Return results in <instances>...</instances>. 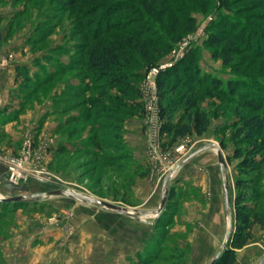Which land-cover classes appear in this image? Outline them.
Masks as SVG:
<instances>
[{
	"label": "rangeland",
	"instance_id": "374dc122",
	"mask_svg": "<svg viewBox=\"0 0 264 264\" xmlns=\"http://www.w3.org/2000/svg\"><path fill=\"white\" fill-rule=\"evenodd\" d=\"M144 2L0 0V70L15 73L9 103L34 121L18 152L0 151L8 172L7 159L21 155L27 138L33 142L28 174L0 179V264H210L227 239L230 247L237 180L245 175L234 157L241 96L202 97L200 111L209 117L202 135L174 141L163 125L195 113L187 103L195 95L185 88L197 69L224 80L225 91L234 80L264 95V0ZM141 26L151 37L167 29L171 48L135 52L124 83L89 66V48ZM173 69L181 87L161 89L159 79L169 80ZM162 104L171 107L165 118ZM261 173L250 203L264 213V164ZM16 196L29 200H5ZM253 230L235 264H264V224Z\"/></svg>",
	"mask_w": 264,
	"mask_h": 264
},
{
	"label": "trees",
	"instance_id": "16d2710c",
	"mask_svg": "<svg viewBox=\"0 0 264 264\" xmlns=\"http://www.w3.org/2000/svg\"><path fill=\"white\" fill-rule=\"evenodd\" d=\"M74 2L75 0H71V4H74ZM156 2L157 0H154V3ZM148 3L149 0H145L144 5ZM144 10H141V14L143 18L147 20L149 13L147 10ZM160 16L164 17L166 14L162 12ZM180 20L181 19L176 22L177 24H175L172 30L174 35L178 33ZM189 20L191 21L189 25L191 28V26L194 25V19L190 18ZM142 26L141 29L140 27L139 29L127 27L123 35L117 40L106 42V45L101 48H89V66L104 78L110 77L114 81L124 83L128 79L127 69L130 68L134 62H137V60L134 59L135 52H146L147 56H151L153 48H159L160 50H168L171 48V43L168 42L167 38L163 37V33H165L167 29L161 26V28H158V32H161L162 35L151 37L146 34L148 30L142 31ZM158 32L155 33L158 34ZM98 38L99 35L95 37V39ZM173 38H175V36H173ZM218 39L220 40L221 38ZM151 58L154 60V57ZM188 60L189 64H193V59ZM173 70L176 72L174 75H170L168 77L169 80L166 82L163 81V79H159V86L161 89L166 84H170L174 87H181L177 82V79L180 77L179 73L177 69ZM160 76H162V73ZM193 80H197V82L193 83ZM203 81H210V85L206 87L201 85ZM224 84V80L220 78H213L211 80L209 77L202 75L200 69H197L188 87L185 88L186 92L195 95L187 99L188 108L195 109V113H193V115L190 116V120L185 123H173L169 120L165 121L163 132L172 135L174 141L194 133L202 135L208 130L209 117L205 111H200V99L206 95H211L223 99L235 100V94L241 96V98L237 99V102L240 103L245 112L242 114L239 126L234 134V138L239 144L235 149L234 157L241 159V170L245 175L237 180L238 193L235 200L236 228L229 240L230 247L224 250L223 254L216 262V264H235L237 260V249L245 247L254 237L253 227L255 223L264 224V213L258 212L255 206L250 203L251 201L257 202V186H259L261 182V170L264 164V95L260 93L258 95L254 93L251 94L247 86L240 81L229 80L227 82L226 91L223 90L222 87ZM162 97L164 98V94H162ZM170 109L171 107L169 105L162 104L161 114L164 118L166 117L165 115L169 113ZM253 174L256 175L253 176ZM244 187L245 189H243Z\"/></svg>",
	"mask_w": 264,
	"mask_h": 264
},
{
	"label": "crops",
	"instance_id": "0c3cea01",
	"mask_svg": "<svg viewBox=\"0 0 264 264\" xmlns=\"http://www.w3.org/2000/svg\"><path fill=\"white\" fill-rule=\"evenodd\" d=\"M14 80L15 73L12 72L11 68L0 70V151L3 150L11 154L19 151L18 144L23 133L34 122L33 117L31 119V113L24 111H21V113L19 109L20 113L16 114L12 106L13 103H9ZM6 173L9 176V172L5 170V165L2 163V157L0 156V179L2 177L6 178Z\"/></svg>",
	"mask_w": 264,
	"mask_h": 264
},
{
	"label": "built area",
	"instance_id": "2783aa9c",
	"mask_svg": "<svg viewBox=\"0 0 264 264\" xmlns=\"http://www.w3.org/2000/svg\"><path fill=\"white\" fill-rule=\"evenodd\" d=\"M162 68V67H161ZM160 69H155L156 73L160 72ZM33 142L31 138H27L24 142V147L20 156L10 157L7 159L9 177L12 181H19L29 172L30 163L34 161Z\"/></svg>",
	"mask_w": 264,
	"mask_h": 264
},
{
	"label": "water",
	"instance_id": "95a60500",
	"mask_svg": "<svg viewBox=\"0 0 264 264\" xmlns=\"http://www.w3.org/2000/svg\"><path fill=\"white\" fill-rule=\"evenodd\" d=\"M208 146H205L203 148L200 149L201 150H204V149H207ZM196 153L192 154V155H189L187 158H185L182 162L185 163L189 158H191L193 155H195ZM219 156L222 160V162H224L225 164V161L223 159V154L221 152V149H219ZM227 191H228V187H227ZM55 194H71L70 191L68 190H58V191H55L54 192ZM166 199H167V196L165 195L164 199H163V202H162V207H161V210L164 209V206H165V203H166ZM5 200H10V201H14V202H19V201H27L29 200V197L27 196H16V197H13V198H9V199H5ZM94 201L97 203V204H100V205H103L104 207H107V208H110V209H114V210H117L118 212H121V213H126V214H132L130 213L129 211H125L124 209H121V208H116L114 207L113 205L105 202V201H102V200H99V199H94ZM227 244H228V239L226 240L224 246H223V249L225 250L227 248ZM222 253H219L215 259L210 263V264H216V262L219 260L220 256H221Z\"/></svg>",
	"mask_w": 264,
	"mask_h": 264
},
{
	"label": "bare ground",
	"instance_id": "6f19581e",
	"mask_svg": "<svg viewBox=\"0 0 264 264\" xmlns=\"http://www.w3.org/2000/svg\"><path fill=\"white\" fill-rule=\"evenodd\" d=\"M218 152H219V150H218Z\"/></svg>",
	"mask_w": 264,
	"mask_h": 264
}]
</instances>
